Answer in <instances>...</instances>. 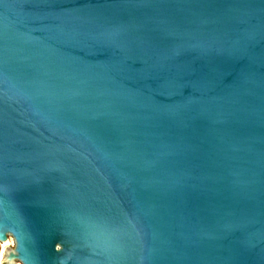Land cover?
I'll use <instances>...</instances> for the list:
<instances>
[{"label":"water","instance_id":"water-1","mask_svg":"<svg viewBox=\"0 0 264 264\" xmlns=\"http://www.w3.org/2000/svg\"><path fill=\"white\" fill-rule=\"evenodd\" d=\"M6 264H264V0H0Z\"/></svg>","mask_w":264,"mask_h":264},{"label":"rangeland","instance_id":"rangeland-1","mask_svg":"<svg viewBox=\"0 0 264 264\" xmlns=\"http://www.w3.org/2000/svg\"><path fill=\"white\" fill-rule=\"evenodd\" d=\"M15 246L16 245H15L14 241L12 242L10 249L6 248V250H5V247L0 246V264H6L5 263L6 251L13 250L15 248ZM4 250H5V252H4Z\"/></svg>","mask_w":264,"mask_h":264},{"label":"bare ground","instance_id":"bare-ground-1","mask_svg":"<svg viewBox=\"0 0 264 264\" xmlns=\"http://www.w3.org/2000/svg\"><path fill=\"white\" fill-rule=\"evenodd\" d=\"M13 242V241H12ZM5 250H6V248H5ZM5 250H4V252H5Z\"/></svg>","mask_w":264,"mask_h":264}]
</instances>
